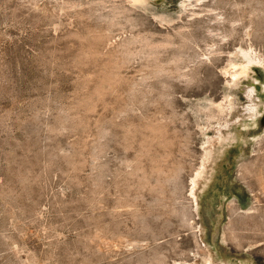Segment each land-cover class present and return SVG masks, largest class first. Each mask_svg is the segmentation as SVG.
<instances>
[{
	"label": "rangeland",
	"instance_id": "rangeland-1",
	"mask_svg": "<svg viewBox=\"0 0 264 264\" xmlns=\"http://www.w3.org/2000/svg\"><path fill=\"white\" fill-rule=\"evenodd\" d=\"M181 1L0 0V264H264L263 129L191 194L264 0Z\"/></svg>",
	"mask_w": 264,
	"mask_h": 264
},
{
	"label": "bare ground",
	"instance_id": "bare-ground-1",
	"mask_svg": "<svg viewBox=\"0 0 264 264\" xmlns=\"http://www.w3.org/2000/svg\"><path fill=\"white\" fill-rule=\"evenodd\" d=\"M133 1H135L134 3L137 2L136 4H139L151 0ZM180 5L184 6V0L180 2ZM234 54L236 59H238L240 69L238 68L239 70L236 69V71L232 73V81L237 86L239 93L244 96L246 100L239 102V104L236 102L238 105L232 103L233 101H230V105L228 106V120L218 129L217 132L212 133L207 137L202 149L201 167L192 178L193 187L191 194L195 200L197 198L198 190L201 187L207 188L212 182L216 181L221 169V164L227 157L229 150L232 147L249 140L248 137L244 138L245 135H243L242 132L244 130H251V138L255 139L259 136L262 129V131H264V81L250 73V66L252 63L256 62V59H254L249 51H246L243 48L237 49ZM227 251L226 254H217L215 251L209 250L207 256L203 258L202 264L248 263L241 259H239V263L238 261H234L230 256V250L227 249ZM199 259L201 260V258Z\"/></svg>",
	"mask_w": 264,
	"mask_h": 264
}]
</instances>
